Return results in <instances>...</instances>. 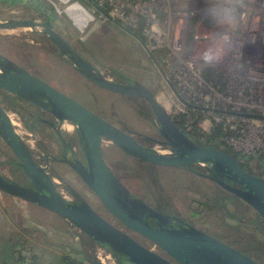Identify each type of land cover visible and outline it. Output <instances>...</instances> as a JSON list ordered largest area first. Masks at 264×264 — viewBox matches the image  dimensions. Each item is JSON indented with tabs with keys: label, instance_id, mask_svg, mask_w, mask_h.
<instances>
[{
	"label": "water",
	"instance_id": "water-1",
	"mask_svg": "<svg viewBox=\"0 0 264 264\" xmlns=\"http://www.w3.org/2000/svg\"><path fill=\"white\" fill-rule=\"evenodd\" d=\"M45 22L33 19H10L0 22V30L31 29L47 37L62 58L91 86L114 95L141 99L151 109L164 142L175 153L162 155L140 141L138 135L103 119L92 109L59 90L46 80L0 55V92L18 97L51 117L47 121L65 148V163L81 177L88 188L123 230L99 214L77 191L78 202L67 200L58 191L47 167L41 165L14 125L0 101V138L6 143L18 165L29 179L22 185L0 172V192L35 205L66 220L73 228L93 239L114 257L118 264H260L236 248L210 234L164 214L142 200L124 185L109 166L104 153L108 141L126 155L160 168H187L206 165L209 178L240 198L264 220V177H257L242 162L225 150L205 147L190 138L156 98L153 88L141 81L129 83L110 80L90 62L75 45L56 30L55 20L46 13ZM131 34V31H126ZM135 36V35H134ZM136 37V36H135ZM139 41L140 38L136 37ZM152 59L154 56L150 53ZM169 87L177 94L168 76ZM57 122V123H56ZM66 123L76 126L82 159L63 137ZM71 153L72 160L68 158ZM229 181L238 187L227 184ZM156 221L157 227L150 223ZM180 225H178V223ZM133 235L158 247L165 255L140 243ZM92 264H103L98 259Z\"/></svg>",
	"mask_w": 264,
	"mask_h": 264
},
{
	"label": "rangeland",
	"instance_id": "rangeland-1",
	"mask_svg": "<svg viewBox=\"0 0 264 264\" xmlns=\"http://www.w3.org/2000/svg\"><path fill=\"white\" fill-rule=\"evenodd\" d=\"M1 1L0 22L10 19H33L43 22L44 20L41 19L43 14H49L55 20L56 30L69 39L80 52L83 45L95 51L96 46L101 43L103 37L106 35L110 36V43L102 42V49L105 50L97 54L95 53L98 61L94 60L90 53H83V55L104 72L110 80L120 81L117 80L118 77L115 74L116 71H119L123 73L122 75L125 77V80L131 78L150 86L153 88L159 102L168 110L171 108L169 101L171 90L169 84L163 77L162 72L158 70L159 66L170 77L171 71L166 51H156L154 59L157 63H154L153 59L149 57L142 46L141 40L139 41L134 38L135 42L132 39L133 37L125 31L115 28V26H104L103 21L91 11L87 0H71L67 5L66 3H62V0H6V3H2ZM73 6L77 8L81 6L88 13L89 20L83 28L74 18L70 17L68 8ZM38 36L37 34H33L32 30L28 28L11 31L0 30V55L46 80L78 102L92 109L103 119L137 134L142 143L149 148L162 155L172 154L171 148L151 143L147 140V138L153 140H162L163 138L159 133L157 121L146 118L143 109L138 104L139 102L136 103L129 100L135 98L126 99V97L107 93L91 86L74 70L66 59L62 58L47 37ZM108 50L112 51L110 55L108 54ZM1 95L2 92H0V97ZM141 101L144 103L143 100ZM144 104L146 105V102ZM6 109L14 123L17 124L15 127L18 134L24 138L38 162L47 167L62 196L69 201L77 202V198L70 192L71 188L74 189L99 214L115 226L125 230L120 223L106 212L101 202L73 168L67 163L59 162L62 159L63 151L58 137L53 133H30L18 116L7 107ZM148 109L151 110L150 108ZM100 111L107 112L109 116H103L100 114ZM45 115L47 119H51L49 115ZM177 120L181 121L180 119ZM196 125L198 124L196 123ZM76 130L75 125L66 123L63 128V135L69 143H72L73 149L79 159H82ZM189 132L191 133V131L187 133ZM197 132L195 130L193 135L199 133L205 141L212 136H210L212 131ZM225 151L237 157L248 171H252L250 167H255L254 169L258 170V172L251 174L257 177L264 175L263 159L255 158V166L253 163H249L248 159L234 154L230 149ZM104 153L111 169L134 194V197L156 209L159 208L166 215L176 217L185 224L205 231L224 243L241 250V252H244L258 263L264 264V221L258 217L253 208L220 186L217 182L197 176L195 171L205 173L201 167L203 165L195 166L193 170H186L184 168H157L156 170L159 173L156 177L162 180L166 193L164 195L165 202H161L159 200L161 197L155 185H152L151 181H148L152 191L155 193V195H150L143 181H141L142 178L139 179L137 176L139 172H142L145 175L147 174L149 179L153 181L156 175L153 170L146 168L142 163L138 162L139 160L126 155L108 141L104 142ZM14 159L15 157L10 149L0 138V172L22 185L30 186L29 179L26 177L24 171L10 164ZM43 216L44 225L39 226L44 228L46 246H50L52 243L57 245L65 242L70 246H78L82 250L81 243L77 241H80V239L89 241L88 237L79 230H75L76 235L73 230L72 234L70 233L71 237L67 235L65 233L68 230L67 222L61 220L56 215L46 211ZM31 222H34L33 219L29 220L28 224L31 225ZM77 235L78 238L80 237L79 239L76 238ZM133 236L146 247L159 253V248L152 247L148 243L146 244L136 235ZM258 245L260 246L259 249ZM64 246L68 248L66 245ZM74 247L70 248L73 249ZM101 249L97 245L94 249H86V252L89 254V258L94 261ZM50 253L52 252L46 251L45 257L48 258ZM81 258V256L75 259L70 257L71 261L76 262L78 260L82 261L81 264H90ZM112 258L114 259L113 256ZM114 262L116 263L117 261ZM114 262H108L107 264H113Z\"/></svg>",
	"mask_w": 264,
	"mask_h": 264
},
{
	"label": "built area",
	"instance_id": "built-area-1",
	"mask_svg": "<svg viewBox=\"0 0 264 264\" xmlns=\"http://www.w3.org/2000/svg\"><path fill=\"white\" fill-rule=\"evenodd\" d=\"M87 2L104 26L140 38L151 59L150 53L166 51L177 92L170 89L167 110L176 121L185 119L186 133L194 126L200 133L217 130L234 154L264 159V0ZM224 7H234V23L210 14ZM217 48L222 58L206 63L204 53ZM96 259L116 261L103 248Z\"/></svg>",
	"mask_w": 264,
	"mask_h": 264
},
{
	"label": "crops",
	"instance_id": "crops-1",
	"mask_svg": "<svg viewBox=\"0 0 264 264\" xmlns=\"http://www.w3.org/2000/svg\"><path fill=\"white\" fill-rule=\"evenodd\" d=\"M115 28L122 30L118 26H115ZM132 39L135 41L134 38ZM102 42L110 43L111 37H108V35L103 37L101 51L105 50L102 49ZM110 52L112 51L108 50L109 55ZM44 212L46 211L35 205L0 192V264H60L62 257H73L75 259L79 256L82 257V260L91 264L84 258V255L76 252L78 246H70L65 242L57 244L58 246L54 243L51 245L48 243L50 246H46L44 228L39 226L44 225ZM31 219L34 222L29 225L28 222ZM67 226L68 230L64 232L70 236L73 230L76 235V231L68 222ZM70 247L74 248L71 249ZM46 251L52 252L48 258L45 257ZM76 262L81 263L82 261L76 260Z\"/></svg>",
	"mask_w": 264,
	"mask_h": 264
},
{
	"label": "trees",
	"instance_id": "trees-1",
	"mask_svg": "<svg viewBox=\"0 0 264 264\" xmlns=\"http://www.w3.org/2000/svg\"><path fill=\"white\" fill-rule=\"evenodd\" d=\"M2 3H6L5 1L2 2ZM35 34V33H33ZM38 37H43L45 38L44 36H38ZM48 40V39H47ZM99 46V47H98ZM96 46V50L93 51L90 50L86 45H83L82 47V54H86V53H90L91 57L98 61V57L95 56V53L97 54L98 52H100V47H101V43ZM93 52V53H92ZM59 54V53H58ZM101 55V54H100ZM102 65V64H101ZM116 76L118 77L117 80H120V81H128V80H132L131 78L129 79H126L125 80V77L122 75L123 73L122 72H119V71H116L115 72ZM128 99V98H126ZM133 102H139L138 104L140 105V107L143 109V113L144 115L146 116V118L148 119H155L153 113L151 110H149L148 108V105L146 103V105L140 100V99H129ZM0 101L2 104H4L9 110H11L14 114H16L18 116V118L20 119V121L22 122V124L24 125V127L32 134H41V133H53L57 136V133L55 131V129L49 125L47 123V121H51V119H47L46 118V113L40 111L39 109H37L35 106L31 105L30 103H27L25 101H23L22 99L18 98V97H15V96H12V95H9L7 93H4L2 92V95L0 97ZM100 114H102L103 116H106L108 117V113L107 112H103V111H100ZM149 116V117H148ZM156 120V119H155ZM184 123H185V119H181V121H177V124L181 127V128H184ZM194 128H196L194 126ZM194 131H191V133H187V135L192 138L194 141H196L198 144L202 145V146H205V147H212V148H217V149H222V150H228V148H226L219 140V134L220 132L215 130L212 134L211 137L207 138L208 140H204V138H202L203 136H201L198 132L197 129H193ZM198 133V134H194V132ZM58 137V136H57ZM162 137V136H161ZM162 139V138H161ZM163 141L162 140H156L155 142L157 144L161 143ZM159 142V143H158ZM165 143V141H163ZM257 157H254V158H251V159H248L249 163H253L255 165V161ZM263 159V158H261ZM264 160V159H263ZM140 163H142L146 168H149L150 170H153V172L156 174L155 175V178L152 180L149 179V176L146 174H143L142 172H139V174L137 175L139 179H141V181H143L144 183V186L147 188V190L149 191L150 195H155V193L152 191L151 187H150V183H148V181H151L152 185H155V187L158 189V193H159V196L161 197L159 200L161 202H165V196L166 193L164 191V184L162 182V180L158 177H156L158 175V171L156 170L157 168L159 167H156V166H153V165H150L146 162H143V161H138ZM12 166H17L19 169L20 166L18 165V161L16 159H14L13 161H11L10 163ZM256 166V165H255ZM245 168V167H244ZM255 168V167H254ZM252 167H250V169L252 171H247L249 173H256L258 172V170L254 169ZM180 169H183V168H180ZM184 169L188 170L187 168L184 167ZM22 170V169H21ZM211 174V173H210ZM136 176V177H137ZM264 177V175H263ZM71 192V190H70ZM72 195H74L72 192H71ZM74 197H76L74 195ZM77 198V197H76ZM160 202V204H161ZM258 217L260 219H262L259 215ZM263 220V219H262ZM264 221V220H263ZM74 230H76L74 228ZM78 238V235L76 236ZM80 238V237H79ZM78 238V239H79ZM88 240L89 241H84V240H81L80 239V243H81V247H82V250H80L79 248H77V253L79 252L81 255H84V258H86V260H88L89 262H92L91 258H89V254L86 252V249H94L95 246H97L98 244L93 240L91 239L90 237H88ZM257 246V245H256ZM259 245H258V249H259ZM60 264H81L79 262H75V261H71L70 258L68 257H62L60 259ZM92 264V263H91Z\"/></svg>",
	"mask_w": 264,
	"mask_h": 264
},
{
	"label": "clouds",
	"instance_id": "clouds-1",
	"mask_svg": "<svg viewBox=\"0 0 264 264\" xmlns=\"http://www.w3.org/2000/svg\"><path fill=\"white\" fill-rule=\"evenodd\" d=\"M210 14L213 16L223 17L224 20L229 23H234V7H224V8H215L210 10ZM223 39H227V37H223ZM223 56V48H217L215 50H208L204 53L203 59L206 63H211L213 61H218Z\"/></svg>",
	"mask_w": 264,
	"mask_h": 264
},
{
	"label": "flooded vegetation",
	"instance_id": "flooded-vegetation-1",
	"mask_svg": "<svg viewBox=\"0 0 264 264\" xmlns=\"http://www.w3.org/2000/svg\"><path fill=\"white\" fill-rule=\"evenodd\" d=\"M42 20H44L43 22H45V17H43L42 16V18H41ZM36 21H38V20H36ZM39 22H42V21H39ZM42 22V23H43ZM35 34H37V33H35ZM37 35H40V34H37ZM40 36H43V35H40ZM132 36V35H131ZM45 37V36H44ZM133 37V36H132ZM133 38H135V37H133ZM136 39V38H135ZM136 40H138V39H136ZM141 43V42H140ZM142 44V43H141ZM133 80H135V79H132V80H128V81H119V82H122V83H129L130 81H133ZM43 112V111H42ZM57 123V122H56ZM65 126V125H64ZM64 126H63V128H64ZM63 128H62V134H63ZM58 136V135H57ZM63 137H64V135H63ZM65 138V137H64ZM147 138V137H146ZM58 139L60 140V143H61V145H62V151H63V156H62V159H60L59 160V162H64L65 163V158H66V156H65V148H64V145H63V143H62V141H61V139H60V137L58 136ZM147 140H149L151 143H156L155 141V139L153 140V139H150V138H147ZM67 141V140H66ZM141 141V140H140ZM163 141H165L164 139H163ZM162 141V142H163ZM67 143H69L68 141H67ZM159 143V142H158ZM70 144H72V143H70ZM161 145H163V146H166V147H168V148H170L168 145H166V144H161ZM171 151H172V154H174L175 153V151L171 148ZM171 154V155H172ZM76 155H77V153H76ZM68 158L69 159H71L72 160V155H71V153L69 152L68 153ZM201 166V165H200ZM203 169L202 170H204L205 171V173L204 174H206V175H213V174H210L211 172L207 169L208 167H206V165H204V166H201ZM197 173H201V172H197V171H195V174L197 175V176H199ZM260 177H263V176H260ZM207 179H209V178H207ZM210 180V179H209ZM213 182V181H212ZM226 183L227 184H230V185H232V186H234V187H238L237 185H235V184H233V183H231V182H229V181H226ZM77 202H78V199H77ZM154 208V207H153ZM156 209V208H155ZM159 211H160V209L159 208H157ZM181 221V220H180ZM150 223L153 225V226H156L157 227V223H156V221H154V220H152V219H150ZM178 225H180V223L178 222ZM203 231V230H202ZM205 232V231H204ZM146 244L148 243V244H150L149 242H147L146 240H144V239H142ZM152 245V247L154 246L153 244H151ZM154 247H156V246H154ZM158 248V247H157ZM237 249V248H236ZM237 250H239V249H237ZM239 251H241V250H239ZM159 253H161V254H163V255H165V253H163V251H161L160 249H159ZM242 253H244V252H242ZM245 254V253H244Z\"/></svg>",
	"mask_w": 264,
	"mask_h": 264
},
{
	"label": "bare ground",
	"instance_id": "bare-ground-1",
	"mask_svg": "<svg viewBox=\"0 0 264 264\" xmlns=\"http://www.w3.org/2000/svg\"><path fill=\"white\" fill-rule=\"evenodd\" d=\"M62 3H66V5L68 3H70L69 0H62ZM70 17L74 18L75 21L83 28L89 20V17L87 15V13L85 12L84 8L79 6V8H77L76 6L70 7L68 8ZM88 26V25H87ZM85 29V28H84ZM15 126H17L16 123H14Z\"/></svg>",
	"mask_w": 264,
	"mask_h": 264
}]
</instances>
